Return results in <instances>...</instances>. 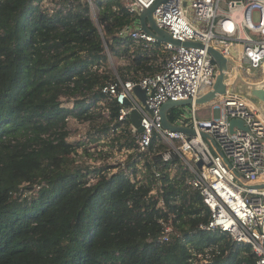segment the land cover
Returning a JSON list of instances; mask_svg holds the SVG:
<instances>
[{
	"label": "trees",
	"instance_id": "16d2710c",
	"mask_svg": "<svg viewBox=\"0 0 264 264\" xmlns=\"http://www.w3.org/2000/svg\"><path fill=\"white\" fill-rule=\"evenodd\" d=\"M51 1L60 7L0 0V264H257L250 244L201 227L210 211L190 170L163 159L157 133L137 151L138 131L103 91L160 70L163 43L131 37L139 14L124 0H98V23L83 0ZM104 105L109 119L70 139L69 125ZM109 133L124 164L76 165L77 147Z\"/></svg>",
	"mask_w": 264,
	"mask_h": 264
},
{
	"label": "built area",
	"instance_id": "2783aa9c",
	"mask_svg": "<svg viewBox=\"0 0 264 264\" xmlns=\"http://www.w3.org/2000/svg\"><path fill=\"white\" fill-rule=\"evenodd\" d=\"M83 1L89 4L92 18L98 23V0ZM124 1L139 14L129 32L131 37L145 46L161 42L145 32L140 23L141 11L158 0ZM45 3L50 10L60 7L51 0ZM154 18L174 39L201 42L204 47L162 42L167 54L160 60V70L138 81L118 78L103 91L120 105V122L129 119L133 110L142 115L143 131L137 130L135 135L137 151L148 154L157 133L165 144L159 151L163 159L170 161L176 154L190 170L187 182L199 190L210 211L208 224L201 227L218 235L228 234L237 244H250L257 264H264V187L244 185L234 175L236 171L248 183L264 182V116L249 100L236 95H219L206 104H195L213 88L218 75L209 46L230 60L226 80L235 75L237 68L253 79L264 77V0H165L155 8ZM121 34L128 35V30ZM136 85L147 89L146 105L152 112L135 94ZM185 99L193 100L188 112L192 125L186 126L195 130L194 135L165 128L162 122V105L168 100ZM197 111H211L212 115L199 117ZM232 119L243 120L245 128L235 126L232 130ZM203 132L215 139L230 167L203 138ZM199 160L201 167L195 165ZM120 163L124 164V159ZM166 231L164 239H168L171 227Z\"/></svg>",
	"mask_w": 264,
	"mask_h": 264
},
{
	"label": "water",
	"instance_id": "95a60500",
	"mask_svg": "<svg viewBox=\"0 0 264 264\" xmlns=\"http://www.w3.org/2000/svg\"><path fill=\"white\" fill-rule=\"evenodd\" d=\"M163 1L165 0H158L151 7L145 8L141 11L140 23L143 30L149 34L154 35L161 42H170L175 45H183L187 47H191V46L204 47V44L201 42H196L191 40L186 42H181L177 39H174L168 31L160 28L156 24L154 18V10ZM208 51L210 52L214 61L218 65V75L216 77L213 88L209 92L205 93L204 95L196 99L195 104L196 105L206 104L214 100L219 95H228V94L236 95L249 100L253 105H255L260 110V112L264 116V77L259 80L250 79L243 74L240 68H237L235 75H233V77H231L230 79L226 80V72L229 69L230 60L226 56H224L220 52V50H218L213 46H209ZM134 92L142 101V103L146 105L147 89H143L141 88L140 85H136L134 88ZM127 104H130V102L127 101ZM192 104H193L192 99H185L179 101L168 100L167 102H165L161 107V116L164 127L171 130L183 131L187 134L194 135L195 130L193 128L177 125L173 123L168 117V112L170 109L179 106H190ZM146 108L149 109L147 105ZM149 111L152 112L150 109ZM141 117L142 115L137 110H133L130 114V120L132 121L133 125L139 132L143 131V126L141 125ZM230 122H231L232 130L235 126H238L240 128H245L244 121L241 119H232ZM202 136L210 144V146L215 151V153L221 156L224 163L228 167H230L231 165L229 160L224 155V153L220 149L215 139L210 134L205 132L202 133ZM197 165L198 167H201L202 161L199 160L197 162ZM234 175L244 185L260 187V188L264 187V182L248 183L244 179V177L239 175L236 171H234Z\"/></svg>",
	"mask_w": 264,
	"mask_h": 264
},
{
	"label": "rangeland",
	"instance_id": "374dc122",
	"mask_svg": "<svg viewBox=\"0 0 264 264\" xmlns=\"http://www.w3.org/2000/svg\"><path fill=\"white\" fill-rule=\"evenodd\" d=\"M99 13V12H98ZM114 58L110 57V62L111 66L110 69L116 71V65L113 62ZM124 62V60H122ZM120 61V63H123ZM263 76L257 77L254 80H259ZM189 111V106L186 107L185 112L187 113ZM94 113L97 115L96 118L91 119L89 121H73L72 124L69 125L68 131L70 133V139L72 140H79V139H88V134L89 132L93 133L96 129H99V121H101V118L103 119H109L110 113L109 110L104 106L100 108L94 107ZM199 115H201V112H198ZM101 115V117H99ZM111 133L108 135H105L100 139L99 141H94L90 144H86L84 146H79L77 147V151L75 152L76 154L75 159H76V165H101L103 164H119V162L122 159H125L127 157L126 153L124 150L122 152L116 150L117 149V141L114 142V145L116 146L113 151L109 150L111 149L110 147L113 146L112 143L105 144V140L108 142H111V139L106 136H110ZM112 136V134H111ZM86 146V149H85ZM113 148V147H112ZM95 181V179L93 180Z\"/></svg>",
	"mask_w": 264,
	"mask_h": 264
},
{
	"label": "crops",
	"instance_id": "0c3cea01",
	"mask_svg": "<svg viewBox=\"0 0 264 264\" xmlns=\"http://www.w3.org/2000/svg\"><path fill=\"white\" fill-rule=\"evenodd\" d=\"M188 112H190V110ZM188 112L186 114H183L184 116L180 115V117H177L176 118V122H173V121L172 122L177 124V125L179 124V125H182V126H184V125L185 126L186 125H192V121H191L192 119L189 117L190 113H188ZM198 112L199 111H197V113ZM200 112H201V115L198 114L199 117H211V115H212L211 111H208V112L200 111ZM169 113H170V110L168 112V117H169ZM195 165L198 167L197 162L195 163Z\"/></svg>",
	"mask_w": 264,
	"mask_h": 264
},
{
	"label": "flooded vegetation",
	"instance_id": "af4514ba",
	"mask_svg": "<svg viewBox=\"0 0 264 264\" xmlns=\"http://www.w3.org/2000/svg\"><path fill=\"white\" fill-rule=\"evenodd\" d=\"M247 77H248V76H247ZM248 78L253 79V77H250V76H249Z\"/></svg>",
	"mask_w": 264,
	"mask_h": 264
},
{
	"label": "clouds",
	"instance_id": "9594fccd",
	"mask_svg": "<svg viewBox=\"0 0 264 264\" xmlns=\"http://www.w3.org/2000/svg\"><path fill=\"white\" fill-rule=\"evenodd\" d=\"M191 106V105H190Z\"/></svg>",
	"mask_w": 264,
	"mask_h": 264
}]
</instances>
